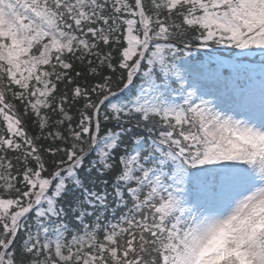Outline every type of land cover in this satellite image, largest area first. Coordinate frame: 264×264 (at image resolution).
I'll return each instance as SVG.
<instances>
[{
	"label": "snow or ice",
	"instance_id": "1",
	"mask_svg": "<svg viewBox=\"0 0 264 264\" xmlns=\"http://www.w3.org/2000/svg\"><path fill=\"white\" fill-rule=\"evenodd\" d=\"M0 264H264V0H0Z\"/></svg>",
	"mask_w": 264,
	"mask_h": 264
}]
</instances>
